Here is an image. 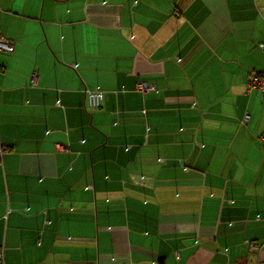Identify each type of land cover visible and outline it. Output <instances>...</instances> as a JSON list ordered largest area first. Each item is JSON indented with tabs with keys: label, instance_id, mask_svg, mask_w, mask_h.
<instances>
[{
	"label": "crops",
	"instance_id": "1",
	"mask_svg": "<svg viewBox=\"0 0 264 264\" xmlns=\"http://www.w3.org/2000/svg\"><path fill=\"white\" fill-rule=\"evenodd\" d=\"M0 33V264H264V0H0Z\"/></svg>",
	"mask_w": 264,
	"mask_h": 264
},
{
	"label": "built area",
	"instance_id": "2",
	"mask_svg": "<svg viewBox=\"0 0 264 264\" xmlns=\"http://www.w3.org/2000/svg\"><path fill=\"white\" fill-rule=\"evenodd\" d=\"M262 51L264 52V45H261ZM13 51V45L0 33V53H11ZM37 71L31 73L30 80L35 84L37 79ZM153 88L145 81H138L135 84V90L141 93H146L151 91ZM252 90H257L261 96V99L264 101V70L262 71H250L247 75L246 80V91L250 92ZM84 96L86 104L89 108H98L101 105L102 100L104 99L103 91L98 88L94 89H84ZM58 105L59 102L57 101ZM249 119V115L245 114L243 117L244 121ZM260 139L264 141V134L260 136ZM3 151L0 149V161L2 159ZM258 249V245L255 242L248 243V251L254 252ZM3 260V253L0 247V263Z\"/></svg>",
	"mask_w": 264,
	"mask_h": 264
}]
</instances>
